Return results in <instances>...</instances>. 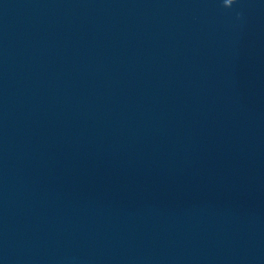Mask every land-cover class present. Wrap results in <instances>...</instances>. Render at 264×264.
Masks as SVG:
<instances>
[{
  "label": "water",
  "instance_id": "obj_1",
  "mask_svg": "<svg viewBox=\"0 0 264 264\" xmlns=\"http://www.w3.org/2000/svg\"><path fill=\"white\" fill-rule=\"evenodd\" d=\"M0 264H264V0H0Z\"/></svg>",
  "mask_w": 264,
  "mask_h": 264
},
{
  "label": "clouds",
  "instance_id": "obj_2",
  "mask_svg": "<svg viewBox=\"0 0 264 264\" xmlns=\"http://www.w3.org/2000/svg\"><path fill=\"white\" fill-rule=\"evenodd\" d=\"M234 2H235V0H234Z\"/></svg>",
  "mask_w": 264,
  "mask_h": 264
}]
</instances>
